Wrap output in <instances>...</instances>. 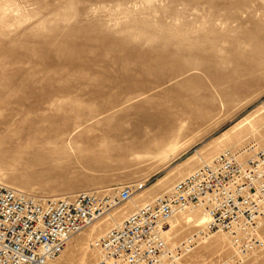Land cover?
I'll return each instance as SVG.
<instances>
[{"label":"rangeland","instance_id":"obj_1","mask_svg":"<svg viewBox=\"0 0 264 264\" xmlns=\"http://www.w3.org/2000/svg\"><path fill=\"white\" fill-rule=\"evenodd\" d=\"M163 110L175 123L153 138L162 149L84 143ZM0 121L23 138L0 154L1 186L62 198L146 184L57 263L96 264L93 240L137 208L224 151L264 148V0H0ZM199 215L169 224L173 244L203 229ZM182 264H264V248L238 255L205 233Z\"/></svg>","mask_w":264,"mask_h":264},{"label":"built area","instance_id":"obj_2","mask_svg":"<svg viewBox=\"0 0 264 264\" xmlns=\"http://www.w3.org/2000/svg\"><path fill=\"white\" fill-rule=\"evenodd\" d=\"M224 151L137 208L93 245L96 264H182L205 233H224L231 248H264V148ZM146 188L131 183L62 198H42L0 185V264H57L70 240ZM201 211L208 223L172 243L169 224Z\"/></svg>","mask_w":264,"mask_h":264},{"label":"bare ground","instance_id":"obj_3","mask_svg":"<svg viewBox=\"0 0 264 264\" xmlns=\"http://www.w3.org/2000/svg\"><path fill=\"white\" fill-rule=\"evenodd\" d=\"M165 113L166 110H163L162 113L158 115H142L136 120V122L131 124L130 128H106V133L104 135H93L92 137L87 138L84 143L87 145L88 149L93 151V153L96 152L95 155L99 156L107 154L111 155L112 153L118 151L133 153L150 149H162V141L153 138H157L160 135H163L165 131L171 130L175 123L174 118H168ZM3 128L10 129L5 123L0 121V154H11L17 151L19 148L18 145H21L23 142V138L21 134H18L15 131L13 132L9 130V132H7L2 130ZM102 146L105 150L100 151ZM152 201L148 203H151ZM196 222L200 223L204 228L208 223V218L205 214L199 215ZM116 225L118 224H114V226ZM103 235L104 234L93 240L91 243V249L92 245Z\"/></svg>","mask_w":264,"mask_h":264}]
</instances>
